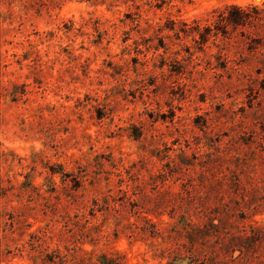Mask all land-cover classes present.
Returning <instances> with one entry per match:
<instances>
[{
  "label": "rangeland",
  "instance_id": "374dc122",
  "mask_svg": "<svg viewBox=\"0 0 264 264\" xmlns=\"http://www.w3.org/2000/svg\"><path fill=\"white\" fill-rule=\"evenodd\" d=\"M0 264H264V7L0 0Z\"/></svg>",
  "mask_w": 264,
  "mask_h": 264
},
{
  "label": "clouds",
  "instance_id": "9594fccd",
  "mask_svg": "<svg viewBox=\"0 0 264 264\" xmlns=\"http://www.w3.org/2000/svg\"><path fill=\"white\" fill-rule=\"evenodd\" d=\"M248 4L261 8L264 7V0H238L239 6H247Z\"/></svg>",
  "mask_w": 264,
  "mask_h": 264
},
{
  "label": "trees",
  "instance_id": "16d2710c",
  "mask_svg": "<svg viewBox=\"0 0 264 264\" xmlns=\"http://www.w3.org/2000/svg\"><path fill=\"white\" fill-rule=\"evenodd\" d=\"M238 8H239L240 12H241L245 17H248V18L251 17V14H250L249 11H247L246 9L241 8V7H238ZM256 11H257V10H256ZM233 22L238 23V22H236V21H233Z\"/></svg>",
  "mask_w": 264,
  "mask_h": 264
}]
</instances>
